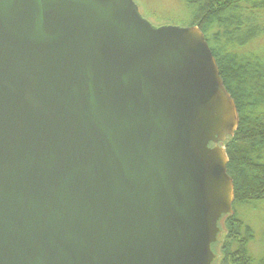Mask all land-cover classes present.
Returning <instances> with one entry per match:
<instances>
[{
  "label": "water",
  "instance_id": "95a60500",
  "mask_svg": "<svg viewBox=\"0 0 264 264\" xmlns=\"http://www.w3.org/2000/svg\"><path fill=\"white\" fill-rule=\"evenodd\" d=\"M238 125L197 26L0 0V264H217Z\"/></svg>",
  "mask_w": 264,
  "mask_h": 264
},
{
  "label": "trees",
  "instance_id": "16d2710c",
  "mask_svg": "<svg viewBox=\"0 0 264 264\" xmlns=\"http://www.w3.org/2000/svg\"><path fill=\"white\" fill-rule=\"evenodd\" d=\"M190 7L192 23L204 34L205 40L214 57L220 77L231 97L234 99L239 125L232 139L225 144L228 157L227 174L234 185V203L248 202L253 198L264 197V62L251 57L223 55L210 45L206 32L213 25L221 27L222 37L228 43L245 46L256 39L262 29L259 24L242 13L264 9V0H186ZM224 239L218 246L227 259L230 256L241 258L237 264H248L246 245L251 237L247 227L242 231L240 222L229 215L223 220ZM248 235V236H247ZM239 237V240L233 239ZM221 255L219 254L218 263ZM258 264H264V258Z\"/></svg>",
  "mask_w": 264,
  "mask_h": 264
},
{
  "label": "rangeland",
  "instance_id": "374dc122",
  "mask_svg": "<svg viewBox=\"0 0 264 264\" xmlns=\"http://www.w3.org/2000/svg\"><path fill=\"white\" fill-rule=\"evenodd\" d=\"M133 1L138 6L142 17L155 27H188L192 23L191 10L186 0ZM244 10L245 7H241L242 13L250 17L252 21H255L246 24H259L262 29V33L256 39L245 46L228 43L221 36V27L218 24L208 29L206 37L209 39L210 45L218 53H222L223 55H237L238 57L246 56L264 62V9L253 10L252 12H246ZM262 154V162L264 163V151ZM233 206L234 216L240 222L242 231L247 227V234L251 232V237L246 245L247 258L245 261L248 264H258L264 258V197L253 198L248 202L234 203ZM227 239H224L223 242ZM233 239L239 240L240 238L233 236ZM219 254L221 255L219 264H224V259H227V257L222 252H219ZM239 261L243 260L241 258L238 260V258L230 256L227 264H237Z\"/></svg>",
  "mask_w": 264,
  "mask_h": 264
}]
</instances>
